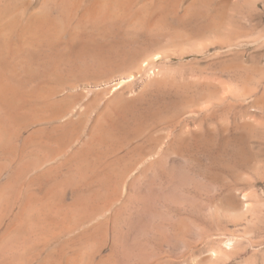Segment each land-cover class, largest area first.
<instances>
[{
  "label": "rangeland",
  "instance_id": "1",
  "mask_svg": "<svg viewBox=\"0 0 264 264\" xmlns=\"http://www.w3.org/2000/svg\"><path fill=\"white\" fill-rule=\"evenodd\" d=\"M7 1L0 264H264V0ZM130 53L156 80L119 85Z\"/></svg>",
  "mask_w": 264,
  "mask_h": 264
},
{
  "label": "bare ground",
  "instance_id": "2",
  "mask_svg": "<svg viewBox=\"0 0 264 264\" xmlns=\"http://www.w3.org/2000/svg\"><path fill=\"white\" fill-rule=\"evenodd\" d=\"M6 1H7V0H6ZM21 1L26 2V3L28 2V1H24V0H21ZM29 1L31 2V0H29ZM53 1H54V0H53ZM64 1H65V0H64ZM68 1H69V0H68ZM75 1H76V0H75ZM99 1H100V0H99ZM120 1H122V0H120ZM120 1H118V3H119ZM123 1H124V0H123ZM123 1H122V3L120 2L122 5H123ZM129 1H130V0H129ZM7 2H9V1H7ZM7 2H5V0H4V5H5V3H7ZM10 2L12 3L13 1H10ZM10 2L7 3V4H10ZM30 2H29V3H30ZM32 2H33V0H32ZM69 2H70V1H69ZM89 2H90V1H89ZM91 2H92V1H91ZM95 2H96V1H95ZM110 2H111V1L109 0V3H110ZM113 2H114V1H113ZM124 2H125V1H124ZM127 2H128V1H127ZM132 2H133V1H132ZM29 3H28V4H29ZM66 3H67V2H66ZM72 3H73V4H74V3L76 4L77 2H72ZM96 3H98V2H96ZM96 3H95V5L97 6ZM102 3H103V2H102ZM105 3H107V1H106ZM109 3H107V4H109ZM111 3H112V2H111ZM111 3H110V4H111ZM116 3H117V2H116ZM129 3H130V2H129ZM7 4H6V5H7ZM31 4L33 5L34 2L31 3ZM73 4H72V5H73ZM88 4H89V3H88ZM77 5H80V4H77ZM103 5H104V3H103ZM114 5H115V7H114L113 9L117 8V5H116V4H114ZM114 5H113V6H114ZM118 5H120V4H118ZM126 5H127V4H126ZM130 5H131V4H130ZM161 5H162V3H161ZM101 6H102V5H100L99 7L102 9L103 7H101ZM73 7H74V5H73ZM94 7H95V6H94ZM105 7H106L105 9H107V6H105ZM120 7L122 8L121 5L118 6L119 9H120ZM124 7H125V6H123V8H124ZM74 8L77 9V7H74ZM100 8H99V10H100ZM108 8H109V7H108ZM72 9H73V8H72ZM85 9H87V8H85ZM88 9H89V7H88ZM92 9H93V7H92ZM92 9H91V11H92ZM74 10H75V9H74ZM93 10H94V9H93ZM99 10L96 11V12L98 13V14H96V15H97V18H98V16L100 17V18H98V19H101V20H102L103 17H104L105 21H106V20L110 21V20L114 17V15L112 14V12L109 13L110 10H111V8H110V10H109L108 12H106V11L104 10V11H105V12H104L105 14H103V13H101V12L99 13ZM102 10H103V9H102ZM123 10L125 11V9H123ZM89 11H90V10H89ZM91 11H90V12H88V11L86 12V11H85V13H83V12H82V13L85 14V15H89V16L92 17V15H93L94 12H91ZM100 11H101V10H100ZM118 11H119V10H118ZM71 12H73V11H70V13H71ZM74 12H75V11H74ZM96 12H95V13H96ZM114 12H115V11H114ZM125 12H127V11H125ZM153 12H154V11H153ZM87 13H89V14H87ZM90 13H91V15H90ZM108 13H109V14H108ZM120 13H122V10H121ZM120 13H119V14H120ZM160 13H161V12H160ZM77 14H78V13H77ZM77 14L75 15L76 17H77ZM99 14H102L103 17L101 18V16H100ZM119 14H118V15H119ZM123 14H124V13H123ZM123 14H122V15H123ZM138 14H140V16H137L138 19L141 18V17H143V15H144V14H143V15L141 16V13H138ZM150 14H151V13H150ZM8 15H9V14H8ZM8 15H7V16H8ZM11 15H12V14H11ZM11 15H9L10 18L13 17V16L11 17ZM43 15H44V14H43ZM67 15H68V17H69V13H68ZM73 15H74V14H73ZM85 15H84V16H85ZM125 15H126V14H125ZM125 15H123V16H125ZM129 15H130V14H129ZM133 15H134V14H133ZM133 15H132L131 17H133ZM152 15H153V14H152ZM156 15L158 16V14H156ZM156 15H153V17H154V16L157 17ZM160 15H161V14H160ZM160 15H159V16H160ZM4 16H6V15H3V18H4ZM33 16H35V15H33ZM36 16H37V15H36ZM41 16H42V15H41ZM1 17H2V14H1ZM18 17H19V16H18ZM29 17H30V16H29ZM29 17H28V18H29ZM37 17H38V16H37ZM49 17H50V16H49ZM121 17H122V16H121ZM128 17H129V16H126V17H124V18L127 19ZM134 17H135V16H134ZM144 17H145V16H144ZM144 17H143V18H144ZM155 17H154V18H155ZM13 18H14V17H13ZM33 18H34V17H33ZM38 18H40V17H38ZM42 18H44V17H42ZM42 18H41V19H42ZM69 18H71V17H69ZM73 18H74V17H73ZM80 18H81V17H80ZM86 18H87V17H84L83 20H86ZM88 18H90V17H88ZM88 18H87V20H89ZM97 18H96V19H97ZM116 18L119 20V16L116 17ZM124 18H123V20H124ZM135 18H136V17H135ZM135 18L132 20V22H134V23H135V21H136ZM143 18H142V19H143ZM150 18H152V17H150ZM157 18H159V17H157ZM157 18H156V19H157ZM48 19H49V18H48ZM98 19H97V20H98ZM113 19H114V18H113ZM120 19H121V18H120ZM131 19H132V18H131ZM136 19H137V18H136ZM138 19H137V20H138ZM142 19H139V20H138L139 22H137V23H139L140 25H141L142 23L145 24V23L143 22ZM148 19H149V18H148ZM156 19H154V20L152 19V21H156ZM1 20H2V19H0V24L3 23V22L5 23V20H4V19H3V22H1ZM33 20H34V19H33ZM35 20H36V19H35ZM43 20H44V19H43ZM49 20H50V19H49ZM52 20H54V19H52ZM52 20H51V22H54V21H52ZM61 20H62V19H61ZM66 20H67V19H66ZM68 20H70V19H68ZM81 20H82V19H81ZM83 20H82V21H83ZM101 20H100V21H101ZM118 20H117V21H118ZM128 20H129V19H128ZM157 20H158V22H160V21L162 22L161 17H160V19H157ZM163 20H164V18H163ZM9 21H11V22H9V24H8L7 22H6L7 24H6V23L4 24L5 27H3V26H4L3 24L0 25V27H1V30H0V37H1V36H4V35H5V37H6L7 33H8V35L10 36V34H9L10 29H9L8 32H6V31L8 30V29H6V27H8V25L10 26V28L12 27V29L17 25V20H16V19H14L13 21H12V20H9ZM30 21H31V20H30ZM40 21H41V20H40ZM40 21H39V22H40ZM70 21H72V20H70ZM74 21H75V20H74ZM82 21H80V22H82ZM94 21H96V20H94ZM100 21L98 20V22H100ZM102 21H103V20H102ZM102 21H101V22H102ZM108 21H107V23H110L112 20H111L110 22H108ZM113 21H116V20L114 19ZM140 21H142V23H140ZM152 21H150V22H152ZM28 22H29V21H28ZM33 22H35V21H33ZM33 22H31V23H33ZM56 22H57V21H56ZM62 22H63V21H62ZM62 22H61V23H62ZM76 22H77V21H76ZM87 22H88V21H87ZM87 22H86V23H87ZM129 22H130V21H128V23H129ZM31 23H30V24H31ZM36 23H37V22H36ZM36 23L34 24V26H36ZM48 23H49V21H48ZM58 23H59V22H58ZM66 23H67V21H66ZM66 23H65V24H66ZM68 23H69V22H68ZM84 23H85V22H84ZM104 23H105V22H104ZM153 23H154V22H153ZM28 24H29V23H28ZM28 24H27V25H28ZM37 24H38V23H37ZM40 24H41V22H40ZM42 24L45 25L46 23L44 24V23L42 22ZM49 24H50V23H49ZM51 24H53V23H51ZM82 24H83V22H82ZM82 24H80V25L82 26ZM88 24H89V23H88ZM101 24H103V23H101ZM101 24H100V25H101ZM121 24H122V23H121ZM130 24H132V23H130ZM143 24H142V25H143ZM2 25H3V26H2ZM6 25H7V26H6ZM31 25H32V24H31ZM43 25H41V26H43ZM68 25H69V24H68ZM77 25H78V27H79V24H78V23H77ZM96 25L98 26L99 24L96 23ZM105 25H106V24H105ZM140 25H139V26H140ZM151 25H153V24L151 23L150 26H151ZM154 25H157V27H158L159 24L157 23V24H154ZM160 25H161V24H160ZM34 26H33V28H34ZM38 26L40 27L39 24H38ZM49 26H50V25H49ZM81 26H80V27H81ZM86 26H87V25H86ZM88 26H89V25H88ZM91 26H92V25H91ZM101 26H102V25H101ZM101 26H100V27H101ZM112 26H113V24H112ZM112 26H111V27H112ZM127 26H128V25H127ZM130 26H131V25H130ZM144 26H146V25H144ZM16 27H18V26H16ZM28 27H29V26H28ZM51 27H52V26L49 27V30H51V29L53 30L54 27H53V28H51ZM69 27H70V26H69ZM69 27H68V28H69ZM84 27H85V26H84ZM84 27H83V28H84ZM98 27H99V26H98ZM114 27H115V25H114ZM140 27H141V26H140ZM154 27L156 28V26H154ZM3 28H5V29H3ZM8 28H9V27H8ZM19 28H21V27H19ZM36 28H37V27H36ZM58 28H59V27H58ZM60 28H61V27H60ZM81 28H82V27H81ZM85 28H86V27H85ZM152 28H153V27H152ZM155 28H154V29H155ZM159 28H160V26H159ZM2 29H3V30H2ZM26 29H27V28H26ZM39 29H40V28H39ZM56 29H57V27H56ZM79 29H80V28H79ZM101 29H102V27H101ZM110 29H111V28H110ZM110 29H109V30H110ZM129 29H130V28H129ZM142 29H143V28H142ZM150 29H151V28H150ZM156 29H157V28H156ZM156 29H155V30H156ZM160 29H161V28H160ZM5 30H6V31H5ZM13 30H15V29H13ZM22 30H23V29H22ZM96 30H97V29H96ZM112 30H113V29H112ZM112 30H111V31H112ZM127 30H128V29H127ZM151 30H152V29H151ZM157 30H158V29H157ZM3 31H5V32H3ZM30 31H31V30H30ZM33 31H34V33H35V30H33ZM33 31H32V32H33ZM36 31H37V30H36ZM60 31H61V30H60ZM93 31H94V30H93ZM158 31H159V30H158ZM11 32H12V31H10V33H11ZM20 32H21V31H20ZM24 32H25V30H24ZM48 32H49V31H48ZM57 32H59V30H58ZM105 32H106V30H105ZM126 32H127V31H126ZM12 33H14V31H13ZM29 33H31V32H29ZM40 33H41V32L39 31V33H37V34H40ZM49 33H50V32H49ZM80 33H81V31H80ZM84 33H85V32H84ZM153 33H154V31H153ZM155 33H156V31H155ZM16 34H18V33H16ZM21 34H23V32H22ZM41 34H42V33H41ZM50 34H51V33H50ZM53 34H54V33H53ZM60 34H62V33H60ZM82 34H83V31H82ZM85 34H86V33H85ZM85 34H84V35H85ZM12 35H13V34H12ZM18 35H19V34H18ZM26 35H27V33H26ZM33 35H34V34H33ZM86 35H87V34H86ZM86 35H85V36H86ZM88 35H89V34H88ZM104 35H105V34H104ZM123 35H124V33H123ZM53 36H54V35H53ZM53 36H52V38H55V37H53ZM56 36L58 37V35H56ZM81 36H82V35H81ZM22 37H23V36H22ZM24 37H25V36H24ZM27 37L29 38L30 36H27ZM32 37H33V36H32ZM32 37H31V38H32ZM59 37H61V36H59ZM73 37H74V36H73ZM75 37H76V36H75ZM75 37H74V38H75ZM155 37H156V36H155ZM157 37H158V36H157ZM1 38H2V37H1ZM12 38H13V37H12ZM18 38H19V37H18ZM20 38H21V37H20ZM34 38H35V40H36L37 36L34 37ZM47 38H48V35H47ZM49 38H51V37L49 36ZM49 38H48V39H49ZM69 38H72V37H69ZM74 38H73V40H74ZM82 38H83V37H82ZM106 38H107V37H106ZM109 38H110V36H109ZM5 39H6V38H4L3 41H5ZM25 39H26V38H25ZM87 39H89V38H87ZM114 39H115V38H114ZM11 40H12V39H11ZM17 40H18V39H17ZM17 40H16V41H17ZM19 40H21V39H19ZM39 40H40V39H39ZM39 40H38V41H39ZM49 40H50V39H49ZM75 40H76V38H75ZM90 40H92V38H90ZM21 41H23V39H22ZM43 41H44V40H43ZM46 41H47V40H46ZM50 41H51V40H50ZM77 41H78V39H77ZM88 41H89V40H88ZM158 41H159V40H158ZM158 41H157V43H158ZM23 42H25V41H23ZM39 42H40V41H39ZM39 42H38V44H39ZM78 42H80V41H78ZM101 42H102V41H101ZM111 42H112V41H111ZM7 43H8V42H7ZM10 43H11V42H10ZM21 43H22V42H21ZM82 43H83V42H82ZM89 43H90V42H89ZM159 43H160V42H159ZM3 44H4V43H3ZM18 44H19V43H18ZM18 44H17V45H18ZM24 44H25V43H24ZM29 44H31V43H29ZM32 44H33V43H32ZM35 44H36V43H35ZM35 44H34V45H35ZM49 44H50V43H49ZM109 44H110V43H109ZM39 45H40V44H39ZM75 45L77 46V44H75ZM78 45H79V44H78ZM98 45H99V44H98ZM112 45H113V43H112ZM27 46L30 47L29 45H27ZM81 46H83V45H81ZM86 46H87V45H86ZM86 46H84V47H85L84 50H86V48H87V52H88V51H89L88 48H89V49L92 50V51L90 50V53L93 52V53H96V54H97V52L99 51V48H101V46H100V47L98 46V47H99V48L97 47V48H98V51H97V48H95L94 51H96V52H94L93 49H92V47H90V46H89V47H86ZM102 46H103V44H102ZM122 46H123V45H122ZM157 46H158V45H157ZM7 47H8V46H7ZM7 47H6V49H7ZM79 47H80V46H79ZM79 47H78V48H79ZM109 47H110V46H109ZM109 47H108V48H109ZM116 47H117V46H115L113 49H115ZM124 47H125V45H124ZM143 47H144V45H143ZM151 47H154V46H151ZM0 48L3 49V47H0ZM32 48H33V46H32ZM80 48H82V47H80ZM103 48H105V46H103ZM111 48H112V47H111ZM122 48H123V47H122ZM122 48H121V50H122ZM127 48H129V46H128ZM6 49H5V50H6ZM26 49H27V47H26ZM34 49H35V48H34ZM105 49H106V48H105ZM105 49H104V51H105ZM117 49H118V48H117ZM130 49H131V48H130ZM135 49H138V50H139V48H136V47H135ZM135 49H134V50H135ZM140 49H141V48H140ZM18 50H19V49H18ZM63 50H64V49H63ZM77 50H78V49H77ZM108 50H110V49H108ZM115 50H116V49H115ZM147 50H148V53H149V48H148ZM15 51H16V47H15ZM21 51H22V50H21ZM24 51H25V50H24ZM61 51H62V50H61ZM61 51H60V52H61ZM131 51H132V49H131ZM135 51H136V50H135ZM139 51H140V50H139ZM139 51H137V55H139L140 58H141L142 56H141L140 54H142V53L140 52V54H139ZM143 51L145 52L144 49L142 50V52H143ZM16 52H17V51H16ZM18 52H19V51H18ZM100 52H102L101 49H100V51H99V54H100ZM107 52H109V51H107ZM9 53H10V52H9ZM69 53H70V52H69ZM103 53L105 54V52H102V54H103ZM122 53H124L123 50H122ZM127 53H129V52L127 51ZM127 53H126V50H125V54H127ZM132 53H133V51H132ZM132 53L129 54L130 56L128 55V56L125 57V58H127L125 61L123 60L120 64H116L115 66L112 65V66H114V69H113L114 71L117 70V71H119L120 73H122L123 71H124V72H125V71L128 72V73L126 72V74H124V73L122 74V76L120 77V80H119V85H121V84H122L124 81H126V80H133V81H134V79L137 78V76H142V75H144V74L147 75V76H148V74H149L148 77L151 78V79H149V80H152V79H153V76L157 75V73H156V69L159 68V66L156 67V64L158 65V63H157V59H156V58H152V59H150V60H148V61H146V62H144V61H145V60H144V61H142V62H144V63L141 64V63L139 62V63H140V64H139V63H136V60L138 61V57H137V55H136V56L134 55L135 52H134V54H132ZM159 53H160V52H159ZM10 54H11V53H10ZM21 54H22V53H21ZM21 54H20V55H21ZM65 54H66V53H65ZM72 54H73V52H72ZM78 54H80V53H78ZM81 54H82V53H81ZM99 54H98V55H99ZM131 54H132V56H131ZM166 54H167V53H166ZM166 54H165V55H166ZM82 55H83V54H82ZM82 55H77V58H76V59L79 58L78 56H82ZM90 55H91V54H90ZM119 55H120V54H119ZM122 55H123V54H122ZM122 55H120V56H122ZM144 55H145V54H144ZM159 55H161V54H159ZM165 55H163V56H165ZM3 56H4V57H3ZM6 56H7V55H6ZM12 56H13V54H12ZM12 56H11V57H12ZM17 56H18V55H16V57H17ZM100 56H102V55H100ZM104 56H105V55H104ZM146 56H147V55H146ZM156 56H157V55H156ZM163 56H162V57H163ZM2 57L4 58V59H2V60L8 59L7 57L5 58V55L3 54V51L0 50V58H2ZM57 57H58V56H57ZM60 57H63V56H60ZM75 57H76V56H75ZM82 57H83V56H82ZM93 57H94V56H93ZM158 57H159V56H158ZM162 57H161V58H162ZM67 58H68V57H66V60H67ZM69 58H70V57H69ZM121 58H122V57H121ZM135 58H137V59H135ZM144 58H145V57H144ZM165 58H166V57H165ZM168 58H169V57H168ZM9 59H10V58H9ZM9 59H8V60H9ZM56 59H57V58H56ZM113 59H114V58H113ZM158 59H159V58H158ZM162 59H163V58H162ZM2 60H1V61H2ZM8 60H7V61H8ZM64 60H65V59H64ZM64 60H63V61H64ZM66 60H65V61H66ZM78 60H79V59H78ZM141 60H143V59L141 58ZM7 61H6V62H7ZM50 61H51V60H50ZM52 61H53V60H52ZM52 61H51V62H52ZM59 61H61V60H59ZM67 61H68V60H67ZM86 61H87V60H86ZM94 61H95V60H94ZM2 62H3V61H2ZM4 62H5V61H4ZM4 62H3V63H4ZM55 62H56V61H55ZM70 62H73V61H70ZM79 62H80V60H79ZM79 62H78V63H79ZM114 62H116V61H114ZM57 63H58V62H57ZM64 63H65V62H64ZM86 63H87V62H86ZM91 63H93V62H91ZM96 63H98V61H97ZM105 63H106V62H104L103 64H105ZM5 64H6V63H4V64H0V69H1V65H2V66H3V65L5 66ZM52 64H53V63H52ZM61 64H62V63H61ZM68 64H69V63H68ZM70 64H71V63H70ZM98 64H102V62H101V63H98ZM110 64H111V63H110ZM49 65H50V64H49ZM54 65H55V64H54ZM56 65H57V64H56ZM59 65H60V64H59ZM59 65H58V66H59ZM64 65H65V64H64ZM87 65H88V64H87ZM50 66H52V65H50ZM68 66H70V65H68ZM74 66H76V65H74ZM84 66H85V65H84ZM91 66H92V65H91ZM95 66H96V65H94V69H96ZM97 66L99 67V65H97ZM102 66H103V65H102ZM107 66H108V65H107ZM60 67H61V66H60ZM60 67H58V68H60ZM65 67H66V66H65ZM98 67H97V68H98ZM100 67H101V66H100ZM108 67H109V66H108ZM2 68H3V67H2ZM50 68H51V67H50ZM50 68H49V69H50ZM54 68H55V67H54ZM58 68H56V69L59 70ZM86 68H88V67H86ZM101 68H102V67H101ZM105 68H107V67H105ZM105 68H102V69H105ZM61 69H63V68H61ZM71 69H72V68H71ZM75 69H77V68L75 67ZM79 69H80V68H79ZM98 69H99V68H98ZM108 69L111 70V66H110V68H108ZM108 69H105V70H108ZM159 69H160V68H159ZM57 70H56V71H57ZM63 70H64V69H63ZM80 70H81V69H80ZM113 70H112V71H113ZM157 70H158V69H157ZM59 71H60V70H59ZM61 71H62V70H61ZM69 71H70V70H69ZM87 71H88V70H87ZM95 71H96V70H95ZM108 71H109V70H108ZM74 72H75V71H74ZM74 72H72V73H74ZM93 72H94V71H93ZM119 72H118V73H119ZM10 73H11V72H10ZM12 73H14V72H12ZM53 73H54V72H53ZM53 73H52V74H53ZM58 73H59V72H58ZM61 73H62V72H60V74H61ZM91 73H92V71H91ZM91 73H90V74H91ZM94 73H95V72H94ZM94 73H93V75H94ZM97 73H98V72H97ZM102 73H103V72H102ZM107 73H108V72H107ZM120 73H119V74H120ZM165 73H166V72H165ZM167 73H168V72H167ZM1 74H2V73H0V75H1ZM4 74H5V73H4ZM8 74H9V73H8ZM8 74H7V75H8ZM76 74H77V70H76ZM109 74H110V73H109ZM112 74H114V73L112 72ZM7 75H6V76L4 75L3 77L0 76L1 78H4V79H2V80H1V78H0V100L3 99V100H4V103L7 102L8 104L10 103L11 105H12V104L14 105L15 103H14L13 101H9V98H10V95L12 94V92L14 93V90H16V88H14V90H13V89H11V87H15L14 84H16V86H17V83H18V81H19L20 79H15L14 81H15L16 83L13 81V86H11V84H10V86H11V87H10V86H8L9 84H8L7 82H5V79H7V81L10 80V78H8ZM54 75H56V74H54ZM100 75H101V74H100ZM110 75H111V74H110ZM110 75H109V76H110ZM13 76H14V75H13ZM13 76H12V77H13ZM106 76H108V75H106ZM116 76H117V74H116ZM5 77H6V78H5ZM10 77H11V76H10ZM12 77H11V78H12ZM111 77H112V76H111ZM14 78H15V76L13 77V79H14ZM112 78H114V76H113ZM139 78H141V77H139ZM164 78H165V77H164ZM158 79H159V78H158ZM11 80H12V79H11ZM11 80H10V81H11ZM21 80H22V79H21ZM23 80H24V79H23ZM23 80H22V81H23ZM109 80H110V79H109ZM153 80H156V79H153ZM160 80H162V77H161V79H159V81H160ZM163 80H165V79H163ZM24 81H25V80H24ZM139 81H140V80H139ZM104 82H105V81H104ZM111 82H112V81H111ZM157 82H158V81H156V83H157ZM10 83H12V81H11ZM21 83H22V82H20L19 84H21ZM106 83H107V82H106ZM144 83H145V82H144ZM154 83H155V81H154ZM159 83H160V82H159ZM161 83H163V82H161ZM22 84L24 85V84H26V83L24 82V83H22ZM22 84H21V85H22ZM27 84H28V83H27ZM129 84H131V83H129ZM134 84H135V83H134ZM134 84H132V85H134ZM23 85H22V86H23ZM100 85H101V84H100ZM107 85H108V84H107ZM117 85H118V84H117ZM19 86H20V85H19ZM24 86H25V85H24ZM42 86H43V85H42ZM94 86H95V85H94ZM101 86H102V85H101ZM85 87H86V86H85ZM112 87H113V86H112ZM115 87H116V86H115ZM115 87H114V88H115ZM17 88H18V87H17ZM22 88H23V87H22ZM22 88H21V86H20V88H19V89H20V94H23V92L25 93V91L27 90V89H25V91H24V89L21 90ZM25 88H27V87H25ZM41 88H42V87H41ZM46 88H47V87H46ZM109 89H111L110 91H112V88H109ZM123 89H124V88H123ZM11 90H12V91H11ZM37 90H39V89H37ZM41 90H43V88H42ZM48 90H49V89H48ZM116 90H117V89H116ZM120 90H121V89H120ZM17 91H18V90L15 91V94L17 93ZM22 91H23V92H22ZM29 91H30V90H29ZM31 91H32V90H31ZM31 91H30V92H31ZM33 91H34V90H33ZM35 91H36V90H35ZM39 91H40V90H39ZM114 91H115V90H114ZM21 92H22V93H21ZM50 92H52V91L50 90ZM50 92H49V93H50ZM26 93H27V92H26ZM26 93L23 94V96L21 95L22 98H19L20 102H19L18 100H17L18 102L16 101V106H17L19 103H20V104L22 103L21 99H23V97H24V95H26ZM35 93H36V92H35ZM35 93H34V95H35ZM41 93H42V92H41ZM44 93H45V91H44ZM44 93H43V94H44ZM46 93H47V91H46ZM110 93H111V92H110ZM117 93H118V92H117ZM27 94H28V93H27ZM43 94H40V95H43ZM52 94H53V93H52ZM52 94L49 95V96H52ZM31 95H32V93H31ZM34 95H33V96H30V97H28V98H30V100H31V97L35 98ZM36 95H39L38 92H37ZM40 95H39L37 98H39ZM45 95H46V94H45ZM45 95H44V96H45ZM13 96H14V95H13ZM16 96H17V94H16ZM16 96L11 97V99H12V98L14 99ZM18 96H19V94H18ZM18 96H17V97H18ZM28 96H29V95H28ZM47 96H48V94L46 95V97H47ZM17 97H16V98H17ZM26 97H27V95H26ZM26 97H25V98H26ZM46 97H45V98H46ZM106 97H107V96H106ZM110 97H111V96H110ZM33 98H32V99H33ZM37 98H35V99H37ZM41 98H42V96H41ZM47 98H48V97H47ZM7 99H8V101H5V100H7ZM17 99H18V98H17ZM26 99H27V98H26ZM35 99H34V101H35ZM39 99H40V98H39ZM39 99H37V100H39ZM42 99H44V98H42ZM15 100H16V99H15ZM24 100H25V99H23V103H24ZM30 100L28 99L27 101L29 102ZM40 101H42V100H40ZM47 101H48V99H47ZM32 102H33V101H32ZM32 102H30V103H32ZM43 102H44V101H43ZM1 103H2V102H0V104H1ZM7 103L5 104L6 106H8ZM17 103H18V104H17ZM38 103H39V101H38ZM40 103H41V102H40ZM46 103H47V102H46ZM46 103H45V105H46ZM10 104H9L8 108H6V109L9 110V108L11 107ZM43 104H44V103H43ZM13 105H12V106H13ZM27 105H28V103H27ZM41 105H42V103H41ZM45 105H42V106H44L43 108H45ZM49 105H50V104H49ZM21 106H22V105H21ZM21 106H20V107H21ZM42 106H41V107H42ZM51 106H52V105H51ZM1 107H3V109L5 108V106H3V105H2ZM14 107H15V106H14ZM17 107H18V106H17ZM20 107H19V108H20ZM22 107H25V103H24V105H23ZM34 107H35V106H34ZM41 107L38 108V105H37V109H42ZM47 107H48V106H47ZM126 107H127V106H126ZM126 107H125V109H126ZM128 107H129V106H128ZM131 107L133 108L132 105H131ZM32 108H33V107H32ZM35 108H36V107H35ZM35 108H34V110H36ZM48 108H49V107H48ZM48 108H47V109H48ZM52 108H53V110H54V107H52ZM132 108H131V109H132ZM125 109H124V110H125ZM127 109H128V108H127ZM127 109H126V110H127ZM129 109H130V107H129ZM8 110H7V111H8ZM42 110H43V109H42ZM122 110H123V109H122ZM122 110H121V111H122ZM1 111H2V110H1ZM3 111H4V110H3ZM21 111H22V109H21ZM43 111H44V110H43ZM45 111H46V110H45ZM130 111H131V110H130ZM5 112H6V111H5ZM8 112H9V111H8ZM12 112H13V111H12ZM23 112H24V111H23ZM23 112H22L23 115L26 114V112H25V113H23ZM28 112H29V111H28ZM28 112H27V113H28ZM36 112H37V113H40V112L37 111V110H36ZM15 113H16V112H15ZM33 113H34V112H33ZM41 113H42V111H41ZM48 113H49V112H48ZM19 114H20V112H19ZM45 114H46V113H45ZM57 114H59V113H57ZM121 114H122V113H121ZM9 115H10V117H12V116H11V113H10ZM31 115H32V113H31ZM53 115H54V114H53ZM127 115H128V114H127ZM13 116H14V115H13ZM121 116H122V115H121ZM17 117H18V115H17ZM25 117H26V116H25ZM38 117H39V116H38ZM7 118H8V117H7ZM18 118H19V117H18ZM22 118H23V117H22ZM124 118H125V117H124ZM16 119H17V118H16ZM19 120H20V119H19ZM19 120H18V121H19ZM124 120H125V119H124ZM129 120H130V118H129ZM7 121H8V120H7ZM11 121H14V120L12 119ZM18 121H17V122H18ZM20 121H21V120H20ZM14 122H16V121H14ZM124 122H126V121H124ZM122 124H123V122H122ZM125 124H126V123H125ZM129 124H130V123H129ZM118 128H119V127H118ZM125 128H126V127H125ZM108 133H109V131H108ZM106 134H107V133H106ZM107 135H109V134H107ZM110 135L112 136V134H110ZM103 141H104V140H103ZM231 242H232V241H231ZM228 245H229V244H228ZM74 260H75V259H74ZM69 262H70V261H69ZM68 264H69V263H68ZM75 264H78V261H77V263H75Z\"/></svg>",
  "mask_w": 264,
  "mask_h": 264
}]
</instances>
